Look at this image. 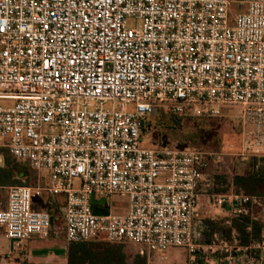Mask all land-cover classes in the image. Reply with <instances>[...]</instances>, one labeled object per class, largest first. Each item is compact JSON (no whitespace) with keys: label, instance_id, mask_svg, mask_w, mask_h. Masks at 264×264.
Returning a JSON list of instances; mask_svg holds the SVG:
<instances>
[{"label":"built area","instance_id":"obj_1","mask_svg":"<svg viewBox=\"0 0 264 264\" xmlns=\"http://www.w3.org/2000/svg\"><path fill=\"white\" fill-rule=\"evenodd\" d=\"M214 104L242 108L253 128H243L238 155L264 166V0H0V165L7 152L48 178L8 187L6 237L48 234L51 213L33 207L46 191L65 197L68 243L132 242L147 263L182 248L190 264L195 250L262 264L264 194L212 195L233 217L257 209L258 239L242 245L232 229L230 239L198 241V199L222 154L141 146L158 110L194 115ZM118 195L125 209L113 213L107 200Z\"/></svg>","mask_w":264,"mask_h":264},{"label":"rangeland","instance_id":"obj_2","mask_svg":"<svg viewBox=\"0 0 264 264\" xmlns=\"http://www.w3.org/2000/svg\"><path fill=\"white\" fill-rule=\"evenodd\" d=\"M237 4L232 6L231 13L234 14L237 10ZM132 20L128 19V23L132 24ZM209 106H201L199 109L201 112L194 115H171L166 110H158L156 114L152 116V121L149 124L144 123V130H142L141 146L145 147H194L205 152H217L222 154V160L218 162H211L212 168L215 170H221L215 173V190L220 192H226L229 187L234 190L233 179L235 175L245 174L248 172L250 156H245V159L241 160L238 155L242 150V133L243 128H253L252 124L246 123L241 117V107L238 105L230 104H214ZM211 108L218 110V113H212ZM167 112V114L161 112ZM150 128V129H149ZM152 128V129H151ZM5 163L16 162L21 164L19 160L12 159L10 156L4 154ZM3 162V163H4ZM220 164L221 169H219ZM23 165V164H21ZM31 180L28 183L24 181L18 185L33 186L36 182L40 186L44 185L46 180L45 175L41 172L34 170L30 171ZM223 176H227L226 178ZM13 186V185H10ZM9 187V186H8ZM8 187L0 188V209L5 207V201L7 198ZM127 197L124 195L113 196L107 200V203L111 205V211L113 213H122L126 205ZM45 202L44 197L37 196L33 200V206L35 208L43 207ZM44 208V207H43ZM61 215V211H60ZM234 217L231 216L232 220ZM218 225L211 224L208 232L203 236H197L196 240L214 241L213 233H218ZM236 231V236L239 239L240 233L235 227L227 228L225 230V236L230 239L231 231ZM99 244L107 242L103 238L95 240ZM218 243L217 241H215ZM109 243V242H108ZM123 252L127 258L133 260L138 253V246L132 242H126L121 244ZM169 257L170 261H166L165 257ZM160 259L162 262L157 264H190V254L187 250L182 248H172L164 254H161ZM217 253H208V260L201 259L196 256L197 264H220Z\"/></svg>","mask_w":264,"mask_h":264},{"label":"crops","instance_id":"obj_3","mask_svg":"<svg viewBox=\"0 0 264 264\" xmlns=\"http://www.w3.org/2000/svg\"><path fill=\"white\" fill-rule=\"evenodd\" d=\"M218 166L221 169L220 164ZM218 171L220 172L221 170H215L212 168L211 163L209 164L207 173L212 177L213 183L212 188L207 192L203 191L198 199L196 207L200 225L196 228L198 236H203L207 233L213 223L219 226L218 231L220 234L224 233L227 228H230V217L232 216L230 208L228 206L220 208L214 205L212 200L213 194L225 193L224 191L218 192L215 190L214 178L215 173H218ZM43 175H45L46 180L42 186H45L48 178L46 174ZM223 177L226 178L227 176ZM226 192L236 191L232 187H229ZM41 196L45 199V202L42 204L44 208L33 207L51 213L52 223L48 234L46 236L32 235L20 241H12L6 237L4 228L0 227V264H67L69 243L65 239V225L62 219L65 197L63 194H49L46 191H43ZM168 258V256L165 257V260L169 262L170 259ZM128 260L130 261V258ZM162 260L164 259L156 258L147 264H157V262H162Z\"/></svg>","mask_w":264,"mask_h":264},{"label":"trees","instance_id":"obj_4","mask_svg":"<svg viewBox=\"0 0 264 264\" xmlns=\"http://www.w3.org/2000/svg\"><path fill=\"white\" fill-rule=\"evenodd\" d=\"M161 112L167 114V112ZM168 114L173 116L177 115L171 112ZM151 119L152 117H150L146 123L150 125ZM142 130H144V125ZM4 154L10 156L7 152H4ZM258 162V158L252 157L249 160L248 172L234 176L233 185L236 192L245 194H264V166L259 164L257 168H255ZM20 163L23 165L16 162H4L0 165V188L18 185L23 181L28 183L31 180L30 171L32 169L26 162ZM36 184L37 182L33 186ZM257 213L258 210L253 209L251 213L249 212L234 217L231 220L230 228L235 227L240 233V244L248 245L259 238L263 223L261 220L252 218V216ZM249 225L250 229H248ZM67 264H147V262L146 258L141 255H136L133 260L129 261L122 250L121 244H112L108 242L99 244L95 240H92L69 243Z\"/></svg>","mask_w":264,"mask_h":264},{"label":"water","instance_id":"obj_5","mask_svg":"<svg viewBox=\"0 0 264 264\" xmlns=\"http://www.w3.org/2000/svg\"><path fill=\"white\" fill-rule=\"evenodd\" d=\"M91 202L93 203V204H98V203H105V199L104 198H101V199H95L94 198V195L92 194L91 195ZM93 213L94 214H97V215H108V209L107 208H99V207H97V206H94L93 207ZM50 222L52 223V217H51V220H50ZM196 232L195 233H197V230H195ZM205 242H208L207 240H205ZM193 254H195V255H197L199 258H201V259H203L204 257H205V254L204 253H201L199 250H195L194 252H193ZM263 257H264V254H263ZM221 264H227L226 262H223V263H221ZM262 264H264V262L262 263Z\"/></svg>","mask_w":264,"mask_h":264}]
</instances>
